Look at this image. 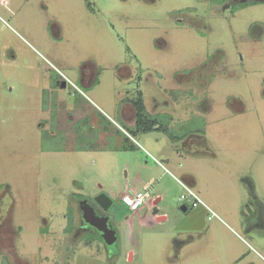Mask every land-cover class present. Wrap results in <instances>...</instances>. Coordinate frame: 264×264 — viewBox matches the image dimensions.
Segmentation results:
<instances>
[{"label":"rangeland","instance_id":"374dc122","mask_svg":"<svg viewBox=\"0 0 264 264\" xmlns=\"http://www.w3.org/2000/svg\"><path fill=\"white\" fill-rule=\"evenodd\" d=\"M229 2L0 0V264H264V0ZM138 88L163 131L105 119Z\"/></svg>","mask_w":264,"mask_h":264},{"label":"flooded vegetation","instance_id":"af4514ba","mask_svg":"<svg viewBox=\"0 0 264 264\" xmlns=\"http://www.w3.org/2000/svg\"><path fill=\"white\" fill-rule=\"evenodd\" d=\"M244 1H248V0H230L228 6H226V8H230L231 4L233 3H242ZM96 74L93 73V71H89V72H83L81 74V84L88 88L90 86L93 85V83L96 81L95 76ZM64 81H58V85L63 84ZM140 82V81H139ZM65 83V87H66V82ZM137 93H140L142 98L144 97L143 92L138 88L136 89ZM143 103H144V99H143ZM156 105V103L153 105V110H154V106ZM132 107V105L130 104L129 101L124 102V104L120 107L119 109V122L122 123L123 125H116V127L120 128V129H124L126 128V130H135V123L133 125H129V122L134 121L136 122V113L135 110L133 109V113L130 111V109L127 108ZM144 107H145V112L147 113V115L153 117L155 116L154 113L155 112H151L147 109V106L144 103ZM108 204V200L106 198H101L98 201L96 200V198L94 199H89V200H85V202L82 204L83 209H80V215H81V220L84 222V227H86L88 230H92L94 233H96L100 238L101 241L104 243V245L107 248L108 252H115V248L114 247H108L106 241L111 242L112 240L115 239V247L117 246V232L116 229L113 227L112 225V219L113 217L111 216V214L109 213V210L112 206H110L108 209H105V206ZM112 205H113V201H112ZM84 215H86V219L84 218ZM111 248V249H110ZM114 254V253H113Z\"/></svg>","mask_w":264,"mask_h":264},{"label":"trees","instance_id":"16d2710c","mask_svg":"<svg viewBox=\"0 0 264 264\" xmlns=\"http://www.w3.org/2000/svg\"><path fill=\"white\" fill-rule=\"evenodd\" d=\"M129 102L136 113L135 130H132V133H130L132 136L151 133L154 131H163V126H161L157 120L154 119V117L147 115L145 112L143 98L140 93H137L135 98L129 99ZM124 141L125 143H123V146L121 147L123 150L136 148L134 144L129 142L127 137ZM186 207L188 208V206Z\"/></svg>","mask_w":264,"mask_h":264},{"label":"built area","instance_id":"2783aa9c","mask_svg":"<svg viewBox=\"0 0 264 264\" xmlns=\"http://www.w3.org/2000/svg\"><path fill=\"white\" fill-rule=\"evenodd\" d=\"M185 188L188 191V194L183 195L179 198L181 202H184L183 205L188 207L190 206L197 207L199 204L202 203L201 200L196 196V194L192 190H190L188 187ZM147 198H148L147 193L136 191V192L122 194L120 197V202L121 204L126 206L129 209V211L137 212ZM209 211L211 210L209 209ZM213 215L214 213H212V216Z\"/></svg>","mask_w":264,"mask_h":264},{"label":"crops","instance_id":"0c3cea01","mask_svg":"<svg viewBox=\"0 0 264 264\" xmlns=\"http://www.w3.org/2000/svg\"><path fill=\"white\" fill-rule=\"evenodd\" d=\"M157 104V103H156ZM159 108V107H158ZM127 109H130V111L133 113V107H128ZM159 112H155L154 113V115H156V114H158ZM118 115H119V112L117 113ZM84 118V117H83ZM107 121H108V123L110 124V125H112V126H114V127H116L115 126V124L112 122L113 120L112 119H110L109 117L108 118H105ZM135 122L134 121H131V122H129V125H133ZM118 129V128H117ZM105 131L104 132H102V134H105L104 136H106V134H107V132L109 131V128H105L104 129ZM122 131L120 128L118 129V132H120V131ZM118 132H116V133H118ZM123 132H125V131H123ZM111 133V132H110ZM152 133V132H151ZM126 134H127V136H129V134L126 132ZM146 134H148V133H146ZM127 136H125V138L127 137ZM128 139H129V142H130V138L129 137H127ZM120 140V139H119ZM124 140H120V144H119V146L118 147H120V149H121V147L123 146V142ZM131 143V142H130ZM132 144V143H131ZM135 147H137L136 145H135ZM126 188H128L127 186H126ZM158 201V200H157ZM154 202V204L155 203H157L155 200L153 201ZM158 218H162V220H165V217H155V219L158 221ZM162 220H160V221H162ZM126 221H127V224H128V226H129V228L131 229V227H132V225H133V222L130 220V218L129 217H127L126 218Z\"/></svg>","mask_w":264,"mask_h":264},{"label":"water","instance_id":"95a60500","mask_svg":"<svg viewBox=\"0 0 264 264\" xmlns=\"http://www.w3.org/2000/svg\"><path fill=\"white\" fill-rule=\"evenodd\" d=\"M61 87H62V88L65 87V83H64V82H63V84H62ZM101 198H106V199L108 200V204L105 206V209H108L110 206H112V200H111L108 196H106L105 194H101V195H99L98 197H96V200L98 201V200L101 199ZM81 208L83 209L82 206H81ZM83 210H84V209H83ZM180 210H181L182 212H186V211L188 210V208H187L185 205H181V206H180ZM84 218L86 219V215H84ZM160 220H162V218H158V221H160ZM106 243H107V246H108V247H114V248H115V239L112 240L111 242L106 241ZM110 249H111V248H110Z\"/></svg>","mask_w":264,"mask_h":264}]
</instances>
